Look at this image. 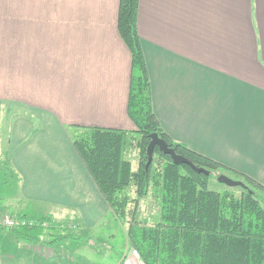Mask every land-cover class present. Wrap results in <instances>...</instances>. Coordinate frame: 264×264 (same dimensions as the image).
I'll use <instances>...</instances> for the list:
<instances>
[{
  "label": "crops",
  "instance_id": "crops-1",
  "mask_svg": "<svg viewBox=\"0 0 264 264\" xmlns=\"http://www.w3.org/2000/svg\"><path fill=\"white\" fill-rule=\"evenodd\" d=\"M118 3L0 0V166L18 176L0 187V216L91 230L111 215L70 125L133 129ZM137 29L164 131L264 185V0H139ZM26 245L0 234L2 257L23 264Z\"/></svg>",
  "mask_w": 264,
  "mask_h": 264
},
{
  "label": "trees",
  "instance_id": "trees-1",
  "mask_svg": "<svg viewBox=\"0 0 264 264\" xmlns=\"http://www.w3.org/2000/svg\"><path fill=\"white\" fill-rule=\"evenodd\" d=\"M117 29L131 54L127 116L132 130L70 125L73 145L116 220L129 218L128 239L146 264H264V185L247 174L197 153L173 140L155 115L148 71L137 29L139 0H118ZM157 133L176 154L204 168L196 172L188 164L176 165L157 146L155 160L146 165L150 134ZM138 135V166L125 158L124 148ZM153 158V157H152ZM1 162V161H0ZM0 169V187L18 180L6 161ZM242 179L244 186L217 191L208 188L209 177L219 171ZM133 188L135 197L129 195ZM156 191L158 217L153 224L136 221L138 202ZM133 203V208L129 206ZM17 224L0 226L25 243L83 241L50 216L29 219L12 215ZM64 223V222H61ZM47 243V242H44Z\"/></svg>",
  "mask_w": 264,
  "mask_h": 264
},
{
  "label": "rangeland",
  "instance_id": "rangeland-1",
  "mask_svg": "<svg viewBox=\"0 0 264 264\" xmlns=\"http://www.w3.org/2000/svg\"><path fill=\"white\" fill-rule=\"evenodd\" d=\"M138 137V135H134L131 139L132 142L124 148L123 152L125 158L131 161L133 168H136L139 162V151L136 147ZM153 159L155 160L154 154L152 160ZM214 174L215 175L209 177L208 188L217 191L223 190L226 187L225 184L217 181L218 175L225 174L230 178L234 177L232 174H228L223 170ZM233 179L241 180L243 184H245L242 179ZM128 192L131 197H135L133 188H131ZM133 205V203L129 204L131 210ZM114 217L115 216L111 212V215L109 214L100 224L91 230H88L87 226L76 218L74 220H71L70 218L67 220L58 219L55 222L65 225L62 227H66V231L68 230L70 233L82 237L83 245H80L78 248H72L70 242L75 240H68L64 243H50L49 240L54 238L55 235L51 236L47 232L42 237V240L47 243H26L27 249L31 252L26 250L23 251V253H20L18 255L19 261L21 260V256H24L25 262H23V264H120V262H123L124 258L132 249L127 235L130 216H128L129 218L127 221H118ZM157 217L158 203L156 199V191L149 188L148 194L142 198L136 206L135 218L136 221L153 224ZM4 232L6 233L10 231ZM4 232H0V234H5ZM11 238L14 239V237ZM13 239L10 241H13ZM19 248L20 247L17 249ZM12 254L14 257L17 255L16 252H13ZM4 255L5 254H3V257L0 256L3 259V264H19L15 261L14 257L11 256V254L9 255L10 258Z\"/></svg>",
  "mask_w": 264,
  "mask_h": 264
},
{
  "label": "water",
  "instance_id": "water-1",
  "mask_svg": "<svg viewBox=\"0 0 264 264\" xmlns=\"http://www.w3.org/2000/svg\"><path fill=\"white\" fill-rule=\"evenodd\" d=\"M156 146L161 152H163L165 154H169L171 157V160L174 164H176V165L188 164L196 172H203L205 174H209V171L205 170L204 168H199V167L195 166L190 160H188L184 156L176 154L174 152L173 148H171L163 138L159 137L157 133H151L150 134V141H149L147 148H146V153H147L146 165H148L151 162L152 157H153V151H154V148ZM217 181L219 183H223L229 187H236V186L243 187L244 186V184L241 180H235V179L230 178L229 176H227L225 174L218 175Z\"/></svg>",
  "mask_w": 264,
  "mask_h": 264
},
{
  "label": "built area",
  "instance_id": "built-area-1",
  "mask_svg": "<svg viewBox=\"0 0 264 264\" xmlns=\"http://www.w3.org/2000/svg\"><path fill=\"white\" fill-rule=\"evenodd\" d=\"M17 219L10 215L0 216V226L11 228L17 224ZM122 264H146L141 258L139 251L136 248H132L128 255L124 258Z\"/></svg>",
  "mask_w": 264,
  "mask_h": 264
}]
</instances>
